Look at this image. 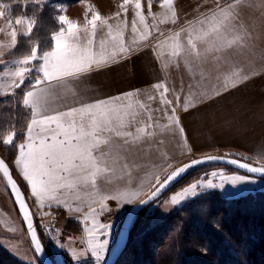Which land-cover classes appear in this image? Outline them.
Wrapping results in <instances>:
<instances>
[{
  "label": "rangeland",
  "instance_id": "rangeland-1",
  "mask_svg": "<svg viewBox=\"0 0 264 264\" xmlns=\"http://www.w3.org/2000/svg\"><path fill=\"white\" fill-rule=\"evenodd\" d=\"M140 2L142 4L141 14L144 16L148 28L145 29L136 20L139 27L136 25L138 31L133 36L135 39L137 35L146 30L149 35L146 40L142 41V44L139 42L125 54L132 56V62L118 65L116 89L118 96L123 97L125 93L133 94L130 100L138 113L135 122L125 131L135 134L138 127L149 122V114L152 117L151 123L159 125V127L148 128V132L155 134L151 137L145 136L138 143L130 141L125 144L124 141L127 138L116 137L111 133L104 134L110 137V140L108 144L102 145L99 151L109 153V163L115 169V176L119 179H114L109 183L105 176L98 177L97 189L99 192L113 194L117 188L128 187L129 179H131L133 190L139 188L143 181V191L148 192L151 185L155 183V178L152 176L154 170L167 168V164L171 163L173 167L168 168L167 172H159L163 179L182 164L205 156L236 158L264 167V10L262 14L256 10L253 13V9L248 4L245 5L243 22H237V26L242 24L247 31L242 45H234L230 49L225 48L221 51H205L207 45L197 41V48L201 54L196 57L188 49V33L193 28L200 31L202 28L209 27L212 12L217 9V6L214 5L215 0L213 3L211 0H174V9L177 13L175 23H172V12L164 0H151L150 8L149 0H140ZM96 3L103 11L115 9L118 13H124V11L131 10L133 21L135 19L137 9L134 0H129L126 5H124V0H80L71 6H57L59 15L55 16V24L58 29L55 32L61 30L63 26L58 20L59 16L66 17L71 13L91 15ZM0 11L4 12V16L0 17V53L3 54L0 58L1 64L5 55L12 49L10 32L13 29L17 31L18 41L19 37L25 36L23 32L26 31V26L16 25L15 19L8 17L5 7ZM162 20L166 23H160ZM200 20L204 21L203 26L198 23ZM9 21L12 22L11 27H9ZM55 32L50 31L49 38ZM176 32L180 33V42L184 48L179 57L170 55ZM193 36H195V32ZM211 39L213 43H218L214 38ZM48 42L47 40L38 47V55L44 52L49 45ZM19 58L22 57L16 59ZM14 68L10 67L12 70ZM36 69L38 70V60L33 62L20 91L12 95L17 97L12 105L16 111L18 107L19 110L12 111L11 116L1 118L0 138L13 128L17 133L24 127L28 109L25 110L22 105V89H25L29 82L36 78L38 75ZM233 72H239L241 76L249 78L243 82L237 81L236 87H232ZM156 84H161L163 87L156 89L153 87ZM225 87H227V91H225ZM165 88L167 89L166 98L172 101L171 107H176L177 95L180 96L181 105L186 99H191L196 104L195 108L189 109L191 114L185 113L182 107H177V114L181 117V124L185 128L191 152L183 147L178 133H173L165 128L169 121L164 113L168 112L171 115V107H166L160 102L161 94L164 93ZM217 91L221 95L216 96ZM149 97H153V99H149ZM137 101L146 105V109H150V113L146 109H140ZM1 153L4 155H1L3 158L9 159L14 154V150L11 147H0ZM165 156L168 158L167 161L164 159ZM113 160H115L114 163ZM124 165L128 167L125 168ZM212 172L243 175L254 181V183L239 185L235 189L231 185H226L229 191L239 190L240 196L254 192L264 193V179L237 171L231 166L201 165L188 172L187 177H183H186L185 179L182 178L181 182L179 181L162 197L146 207L147 215L140 212L136 216L135 223L128 232V240L129 238L136 239V233L141 227L163 223L181 206L193 199L180 205L165 206V201H168L176 192L197 180L211 178L216 182L218 178L211 177ZM206 194L226 198L219 189L204 191L199 196ZM143 198L145 196L140 197V199ZM96 200L98 197L94 196L93 192L85 190L83 197L77 201L76 208H79V211L69 212L65 206L49 210L46 208L36 209V216L33 215L34 224L39 239L54 264H76L69 249L74 248L77 252L86 249V244L81 242L82 237L86 239L84 233L86 225L81 221L93 208L99 212L100 204L94 202ZM138 202L139 199L136 203ZM106 203L110 211L101 213L99 219L101 222L112 223L114 226L113 234L109 237L110 243L104 255V262L117 239L124 216L130 207L136 204H126L119 208L114 200L106 201ZM44 213H49V215H44ZM227 244L229 252L234 255L233 258L241 261L242 255L236 245L229 241ZM0 245L25 264H40L1 174ZM203 253V256H207V253ZM86 259H92L90 253Z\"/></svg>",
  "mask_w": 264,
  "mask_h": 264
},
{
  "label": "snow or ice",
  "instance_id": "snow-or-ice-1",
  "mask_svg": "<svg viewBox=\"0 0 264 264\" xmlns=\"http://www.w3.org/2000/svg\"><path fill=\"white\" fill-rule=\"evenodd\" d=\"M36 3H41V0H35ZM135 19L132 25V31L135 36L138 29L136 20L145 29L148 26L145 23L144 16L141 14L142 4L140 0H134ZM129 0H124V5L128 4ZM164 3L169 6L172 12V23L176 22L177 13L174 9V0H164ZM6 7L0 4V9ZM123 7V5H122ZM151 0H149V8ZM4 16V12L0 11V17ZM237 14L235 12V4H228L227 7L217 6V9L212 12V16L207 29L197 31L195 28L188 33L187 46L191 53L196 57L200 56V51L197 48V41L207 45L205 51H221L225 48L230 49L234 45H242L247 36V31L244 25L235 23ZM207 19V17H206ZM60 24L66 25V30L61 29L51 36L54 42L51 51H45L42 56L38 55V47L32 46L30 54L23 55L14 61L16 67L13 70L7 71L2 75L8 78L4 85L9 89L20 88L25 82L26 76L31 70L33 62L41 60L42 63L38 66V72L41 76L35 79L30 90L23 93L22 105L30 110V119L26 124L24 134V142L18 146L15 144L17 133L13 128L7 131L0 138V147H16L18 154L15 156L14 165L19 169L22 180L26 182L30 188V194L34 198V202L40 209H43L47 204L49 208L52 206L59 207L64 205L69 212L79 211V208L73 209L65 203V190H76L80 187L91 185L94 189L93 195L98 197L100 204L99 212L92 209L90 213L81 221L85 223L84 233L86 239L82 237V243L86 244V249L77 252L76 249L70 248L69 251L76 264H103L105 252L109 248V237L113 234V224L104 223L99 219V215L103 212L110 211L106 201L114 200L117 206L122 208L126 204H135L139 199L140 205H148L150 201L159 196L161 191L168 186L172 181L180 177L187 168L205 163L208 161L225 160L227 163L236 165L237 167L246 170L250 173L264 174V167H251L247 163H241L236 159L227 157L205 156L201 159H193L190 164H185L183 167H177L174 171L168 173L163 179L159 172H167L168 168H172L171 163L167 164V168H158L154 170L152 176L155 178V183L151 185L148 192L143 191V184L139 188L133 190L131 188V179L128 181V187L124 189L117 188L113 194H102L97 189V178L105 176L109 183L114 179H119L115 176V169L111 167L108 156L109 153L99 151L102 145L109 143L110 137L104 134L111 133L116 137L127 138L124 143L130 141L138 143L145 136L151 137L155 133L148 132V128L159 127L151 123V115L149 114V122L144 126L138 127L136 133L125 131L132 123L135 122V117L138 115L134 104L130 97L132 93H125L124 96L111 97L109 99H100L92 103H82L79 107H70L65 111H57L51 107V98L53 95L52 86L58 84L63 86L64 82L70 78L81 77L93 70H98L109 64L117 54H127L130 49L125 47L123 27L117 26L114 31L111 26H108L107 38L99 42V50L94 48L95 44V29L97 22L106 25L98 13H93L91 19L87 21L91 25V32L86 39V42L80 43L77 35L79 29L75 23L70 22L65 16L58 17ZM35 19L18 16L15 18V24L26 26V31L23 35L30 36L35 25ZM160 23H166L162 20ZM202 26L203 20L198 21ZM11 27L12 22H8ZM195 32V36L193 33ZM162 34V33H161ZM17 31L13 29L10 32L11 47L17 45ZM149 32L146 30L139 35V40L133 39L132 44H137L148 38ZM175 42L172 45L173 57H179L184 50L180 42V33L174 34ZM214 38L216 42L213 43ZM2 55V53H0ZM232 87H236V82L247 80L248 76H241L239 72L232 73ZM47 85L42 87V85ZM154 88L160 89L161 84L153 85ZM227 91V87H225ZM167 89L161 94V104L166 107L172 106V101L166 98ZM0 94L13 95L14 92H3ZM75 95V93H73ZM216 96L221 95L219 91ZM127 98V99H126ZM153 99V97H149ZM140 109H146V105L136 102ZM177 107H182L185 113H189L190 108H195L196 104L191 99H186L184 104H180V96L176 97V107H171V115L165 112L169 123L165 128L173 133H178L183 147L191 152L188 147V138L185 128L181 124V117L177 114ZM150 113V109H146ZM99 152V154H97ZM167 161V156L164 157ZM115 160H113V163ZM127 168V165H124ZM0 171L3 172L4 178L7 180L8 186L14 195L21 216L27 228V233L30 238L31 247L35 253L42 252V245L37 236V231L33 224V217L28 209V205L24 202L17 185L11 178L8 165L3 160H0ZM211 177L218 178L216 182L213 179L197 180L189 186L184 187L181 191L172 195L167 205H180L185 201L198 197L202 192L210 189H219L226 198L240 196L241 192L229 191L226 185H231L232 188L237 186L254 183L243 175H225L223 172H212ZM150 182V180H149ZM145 196V199H140ZM79 199V195L76 197ZM205 212L206 209H201ZM132 212H144L147 215L148 210L140 208L133 209ZM49 215V213H44ZM135 215L131 212L126 220V225L130 231L135 223ZM179 230V229H177ZM127 239V231L122 228L118 242L124 244ZM71 243V241H70ZM88 253L91 255V260L86 259Z\"/></svg>",
  "mask_w": 264,
  "mask_h": 264
},
{
  "label": "trees",
  "instance_id": "trees-1",
  "mask_svg": "<svg viewBox=\"0 0 264 264\" xmlns=\"http://www.w3.org/2000/svg\"><path fill=\"white\" fill-rule=\"evenodd\" d=\"M79 1L0 0L9 18L23 16L36 21L31 35L19 37L17 45L5 58L23 57L32 46L39 47L47 40L49 45L44 52L49 50L52 40L48 33L58 29L55 24V16L59 15L57 6H71ZM15 98H0V121L19 110L12 105ZM26 112V122L17 132L19 137L16 136L15 144L24 139L29 119V111ZM135 237L129 238L115 264H264V193L254 192L232 199L214 194L195 197L163 223L141 227ZM228 241L240 251L241 261L229 252ZM203 252L207 256H203ZM0 264L25 263L0 245Z\"/></svg>",
  "mask_w": 264,
  "mask_h": 264
},
{
  "label": "crops",
  "instance_id": "crops-1",
  "mask_svg": "<svg viewBox=\"0 0 264 264\" xmlns=\"http://www.w3.org/2000/svg\"><path fill=\"white\" fill-rule=\"evenodd\" d=\"M211 1L212 3L214 2V0H211ZM216 1L217 0H215L214 2V5L216 6L219 5V6L227 7V5L230 3L235 4V12L237 14V18L235 21L236 24L237 22L239 23L243 22L245 10H246L245 8L246 4H248L253 9V13L256 11L258 12L260 11L259 13L262 14L264 10V0H219L218 2ZM93 13H98L100 17L104 21L107 22L106 25H102L99 22H97V26L95 29V37H94L95 39L94 48L97 51L99 50V42L102 39L107 38L108 26H111L114 31L116 30L118 25L123 27L125 47H128L130 50L133 48L134 45L139 44V42L137 44L131 43V41L134 39L133 31H132L133 14L131 10L130 11L128 10L126 12L124 11V13L122 12L118 13L117 10L115 9L103 11L100 5L96 3L94 4ZM92 14L87 15L83 13L82 14H72L71 13L66 16V19H68L72 23H75L78 26L79 31L77 35L79 37L80 43L86 42V39L88 38V35L92 30L91 25L87 23V21L91 19ZM136 25H138L139 27L138 23H136ZM62 28L66 30V25H63ZM135 39L139 40V35H137ZM53 43L54 42L52 41V47H53ZM140 44H142V41H140ZM52 47L47 51H51ZM43 53L40 54V56H42ZM2 55H0V58L2 57ZM124 55L125 54L118 53L117 56L114 58V60H112L109 64L103 66L102 68L98 70H93L89 73H86L81 77L70 78L69 80L64 82L63 86L54 84L52 86L53 95L51 98V107L57 111H65L70 107H79L80 104L82 103H92L100 99L106 100L111 97L118 96L117 89H116L117 67L119 64H122V63L125 64L127 62L129 63L132 62L131 60L132 56H126V55L124 56ZM15 60L17 59L16 58H12V59L5 58L4 61H2L3 63L0 64V74H3L7 71L12 70L10 69V67L14 68L16 66V64L14 63ZM41 63L42 61L38 60V66ZM35 71L38 73V75L35 78L37 79L38 77L41 76V73H39L37 69ZM7 79L8 78L0 75V85H4ZM35 79L34 80L32 79L29 82V84L26 86V88L22 89V93H24L27 90H30L31 85L32 83H34ZM44 86H47V85L46 84L42 85V87ZM20 89L21 87L16 88L14 90L9 89L7 87H0V93L14 92L13 95H15L17 92L20 91ZM73 93H75V95H73ZM9 96H12V95L0 94V98H5ZM28 111H29V119H30V110ZM22 142H24V139L21 142L17 143L16 145L18 146ZM17 154H18V148H15L14 154L9 159L8 158H5V159H7V163L11 169L13 177L18 182L19 186L21 187L22 191L25 194V197L30 206L32 214L36 216V209H38L39 207L34 202V198L30 194L29 186H27L26 182L22 180L19 169L16 168V166L14 165L15 156ZM0 155H3V154L1 153ZM97 185H98V178H97ZM85 190H88L89 192H94V189H92L91 185L87 186L86 188L80 187L76 190H65L66 192L65 203L73 209L76 208L77 201L83 197ZM77 195H79V199L76 198ZM61 206H64V205H61ZM55 207L56 206H52L51 208H49L48 205L46 204L44 208L49 210Z\"/></svg>",
  "mask_w": 264,
  "mask_h": 264
},
{
  "label": "water",
  "instance_id": "water-1",
  "mask_svg": "<svg viewBox=\"0 0 264 264\" xmlns=\"http://www.w3.org/2000/svg\"><path fill=\"white\" fill-rule=\"evenodd\" d=\"M216 157H221V156H216ZM202 158H203V157H202ZM227 158H229V159H236V158H230V157H227ZM199 159H201V158H199ZM0 160H3V161L6 163V165H8V163L2 158L1 155H0ZM236 160H238V161L241 162V163H247V164H248L249 166H251V167H262V166L254 165V164H251V163H248V162H245V161L239 160V159H236ZM190 163H191V161L182 164L180 167H183L185 164H190ZM204 164H220V165H225V166H231V167L235 168L237 171L243 172V173L248 174V175H250V176H254V177H258V178L264 179V174L247 172L246 170L241 169V168L237 167L236 165H233V164H231V163H227L225 160L208 161V162L200 163V164H196V165H193V166L187 168L186 171H185L180 177H178L177 179H175L174 181H172L168 186H166V187L161 191V193L159 194V196H158L157 198H155L154 200L150 201L148 205H140L139 202H138V203H136L135 205H133V206L130 207V209L127 211V213H126V215L124 216V219H123V221H122V223H121V226H120V230H119V233H118L117 239H116L114 245L112 246V248H111V250H110V252H109V254H108V256H107V258H106V260H105V262H104L103 264H115V263L117 262V259L120 257V255H121L122 252L124 251V249H125V247H126V245H127V241H128V232H129V230H128V228H127V225H126L125 222H126V220L128 219V217H129V213H130V212H131L133 215H135V217L140 213V212H132L133 209L137 208V206H139L140 208L145 209V208L148 207L150 204H152L154 201H156L158 198H160L161 196H163L166 192H168L171 188H173L177 183H179V181H180L184 176H186V174H187L188 172H190L191 170H193V169H195V168H197V167H199V166H201V165H204ZM8 167H9V165H8ZM9 171H10V173H11V178H12L13 182L17 185V188L19 189V191H20L22 197L24 198V202L28 205V209H29V211L31 212V209H30V206H29V204H28V202H27V199H26V197H25V194H24V192L22 191L21 187L19 186L18 182H17V181L15 180V178L13 177L10 167H9ZM0 174H1L2 178H3V180H4V183H5V185H6L7 189H8V192H9L11 198H12V201H13V203H14V206H15V208H16V210H17V212H18V214H19V216H20V218H21V220H22V222H23V225H24V227H25V229H26V232H27L26 225H25V223H24V221H23V218H22V216H21L20 209H19V207H18L17 201H16L14 195H13L12 192H11V188L8 186V184H7V180H6V178H4V176H3V172H2V171H0ZM145 198H146V197H145ZM145 198H143V199H145ZM31 214H32V212H31ZM32 217H33V214H32ZM33 224H34V219H33ZM34 227H35V224H34ZM122 228H124V229L127 231V239H126V242H125L124 244H120V243L118 242L119 237H120V235H121V229H122ZM35 229H36V227H35ZM36 231H37V230H36ZM27 235H28V233H27ZM37 236H38V233H37ZM28 238H29V236H28ZM38 238H39V236H38ZM29 241H30V238H29ZM40 242H41V241H40ZM41 245H42V243H41ZM33 250H34V249H33ZM34 253H35V251H34ZM35 255H36V257H37V259H38V261H39L40 264H54V263L51 261V259L49 258V256H48L46 250L44 249L43 245H42V252L39 253V254L35 253Z\"/></svg>",
  "mask_w": 264,
  "mask_h": 264
},
{
  "label": "bare ground",
  "instance_id": "bare-ground-1",
  "mask_svg": "<svg viewBox=\"0 0 264 264\" xmlns=\"http://www.w3.org/2000/svg\"><path fill=\"white\" fill-rule=\"evenodd\" d=\"M166 193H167V192H166ZM161 197H162V196H161ZM158 199H159V198H158ZM158 199H157V200H158ZM154 202H155V201H154Z\"/></svg>",
  "mask_w": 264,
  "mask_h": 264
}]
</instances>
